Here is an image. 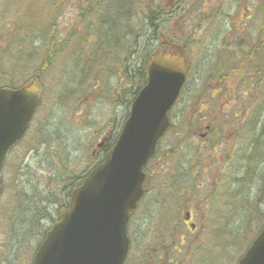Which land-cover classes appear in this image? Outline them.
Segmentation results:
<instances>
[{
	"label": "rangeland",
	"instance_id": "374dc122",
	"mask_svg": "<svg viewBox=\"0 0 264 264\" xmlns=\"http://www.w3.org/2000/svg\"><path fill=\"white\" fill-rule=\"evenodd\" d=\"M180 1L181 0H167V2L166 0H135V3H133L129 9L128 15L121 17L124 27L121 26L115 31L111 23L112 20L119 15L118 12L121 10V8L113 7L109 10V17H106L103 25H107L111 34L107 35V37L104 39L105 43L109 44L110 49H117L119 48V44H123L126 50V47H132L131 45L134 43V39L135 43L137 42L139 45L137 54L135 55L136 58L130 66H127V71H134V69H136L137 66H140L141 62L148 57L147 55L151 52L152 41L153 44L155 42V39L151 40V22L162 19L163 16H160L159 10L162 5H165V3L166 7L169 6V2L170 5L172 2H176V4L180 3L181 9L170 13L171 17H169L168 20H165L166 23L164 24V27L162 26V22L158 23L161 25V30L167 33L169 37H172V40L175 41L176 44L183 46L185 48L186 54L189 56V61L192 65L190 72V75L192 76L191 83L189 81L190 91L192 86L196 84L198 77H200V79L203 81L201 85L202 87L209 85L213 76V70L219 66V63H221L220 67L224 66L223 63H228L230 58L224 61L225 54H228L230 57H232L230 63H232L234 66H240L244 59H250L251 62H254L260 66L263 65L261 57H264V49H259V53L256 55H254L252 51L255 47H259L261 45L264 46V33H258L260 19L257 20L259 11V7H257V5L260 3V0H214L217 1L216 9L225 12V15L223 14L220 16H214L213 12H208L206 13L205 19L199 16L197 9L202 3H209L211 0H199L195 5L194 0ZM27 4L28 2H25V5ZM80 5L81 4L79 0H62V14L58 18L57 23L60 24L64 30L66 29V26H70L71 24L74 25L76 23L77 17L75 15V10L79 9ZM193 5V11L188 13V10ZM32 6L33 10L36 9V6L33 4ZM186 10L187 12H185ZM250 14L252 16L250 20L246 22V19L244 18L249 17ZM151 15L152 19L149 21ZM241 21L244 23H249L248 30L246 33L239 32L238 35H236V32L233 28V23H235V26L238 27ZM251 34H254V37L250 38L249 36H251ZM14 39L19 41L21 38L14 36ZM35 43L40 44L39 41ZM26 44L31 46L32 43L26 42ZM26 44L25 42H19L18 47H20V50H24V47L27 46ZM10 45H13V43ZM180 45H178V47ZM4 46L7 45L4 44ZM72 53L73 50H69L64 55V58L69 60ZM36 54L38 53L36 52ZM7 55L8 53L3 57H6ZM25 56L28 57V61L35 58V56H32V54ZM25 64L26 62L20 61L18 65L23 68ZM14 66L15 64L13 63H6L5 69L8 71L13 70ZM36 66L37 63H32L31 66L27 68L26 72L17 73L15 76H12L11 79L13 78L16 81V84H23L22 81L30 79L33 73L38 72ZM120 68L125 71L123 66ZM70 70L71 72L66 74L65 71L60 73L55 72L54 68H52L50 73L43 74V76L40 77V82L42 83L45 93L42 107L36 113V117L33 121V124L31 125L29 133L23 138L21 143L13 148V152L8 157V162L3 172L6 192L4 194V198L2 199V206H4V210H2L0 217V264H30L32 261V254H30L31 249L30 246H28V243H32V240H30L31 242H29L28 239L25 242L22 240L23 242L21 243L22 245L20 244L21 246L14 245L17 246L14 248V255L10 253V248L13 246H9L6 252L3 250V244L6 238V232L4 228L5 221L9 220L8 216L10 215V210L14 208V203L18 198L17 191L19 190V187L14 183V181L19 175V172L23 173L20 171V167L24 162V158L26 157V163L29 161L28 165L35 171H38L37 174L42 176V182L47 183L46 188L49 191L55 192L58 190V187L61 183V178L60 176L54 178L53 174L58 171L60 173L69 171L80 173L86 167L90 166L92 161L91 158H88V156H90V151L100 140V137L108 131V129L104 127L105 123L112 119L114 115V109L118 118H120L124 113L122 112L123 106L116 108L112 99L113 92L116 94L117 90L120 89V83L110 80L107 76L103 77L101 75H96L91 77L89 70L86 71L83 69H77L76 67H72ZM116 71H119V68H117ZM246 73L247 72L244 71V74ZM220 74L223 75L222 72H220ZM244 74H236V76H232L228 80L227 84L233 86L230 91L231 97H235L234 91L236 93L238 91V86H242V82L247 80ZM85 76H87V78L83 83L82 80ZM67 78L70 82L69 91H71L72 96L75 95V97L71 98V96L64 99L63 105H60L58 101H56L59 98H57V95L61 94L60 92L65 94ZM6 80H8L7 77L0 78V82H4ZM98 80H100V83L97 90L101 91L99 94H97L98 92L96 90L95 92L92 91L94 84ZM216 83L217 82H213V84ZM254 84L256 85L253 87L252 91L255 90L256 93L252 98V102L255 108L257 107L258 114L262 116L264 113V72L256 77ZM63 87L64 89L61 91ZM83 87L87 89V96L85 97V93H82ZM198 91H196L191 98H189L188 92L186 96L187 99L185 98L184 94L181 103L176 108L177 111L174 116L175 123L167 134L166 138L163 139L162 143L164 144V149H173L178 144L180 139H183V141H188V137L186 136L188 129L199 130L202 127V129H200L202 132L198 133L196 136L193 135V138L190 139L188 146L186 145L181 150L178 149V151H174L175 154L166 160L169 165H172L173 163L179 164L180 162L187 161L188 158L186 154H188L193 149H196L199 144L198 141L200 140V137H202L201 133L204 132L203 130L205 128V123H199L198 125L195 122L193 123V126L180 125L181 118L179 117V114L181 110H183L186 114L184 120H188L190 115L194 117L193 113L195 110L191 107H194V96L198 93ZM184 101L186 102L184 103ZM221 111L222 109L220 110L217 108L214 110V114H220ZM52 118L62 121L65 124L66 129L70 127L74 130L72 133L73 137H66L64 135L63 138V133H60L59 137L57 135L54 136L59 138L58 142L55 143L57 154L54 156V158L48 155L49 152L46 144L41 148V150H38L35 145L39 139V136L36 135L37 130L42 128L43 131H45V129L51 128L49 124H52ZM261 127L264 128V125ZM263 131V129H259L255 133L261 134ZM46 133L50 132L47 131ZM250 139L252 140L253 137L251 136ZM259 139L261 142L260 147L264 150V138L262 135L259 137ZM42 141L45 142L47 139L42 138ZM59 146L66 148V151L70 153V156L67 160L62 158ZM31 148L36 149V152H31L32 156L29 155ZM193 153L194 152H192V154ZM85 154L88 158L87 161L83 160L82 158V156ZM46 158L50 161H53V164L48 165L47 161H43ZM157 163L158 160L153 163V166L155 167ZM255 165L257 166L258 162H252L250 161V158L246 157L244 168H237L234 171V181H245L247 177L253 174V167H255ZM17 169H19V172H17ZM242 170L243 172H241ZM170 178L171 177L167 178L163 176L157 179L161 181V190L168 189L167 185ZM224 178L225 177L223 176L222 180H224ZM173 179L175 181V178ZM153 180L155 181V179ZM27 181L23 183V186H25ZM152 182L153 181L149 182V185L154 186L158 184L156 181L152 185ZM184 190L190 191V189ZM184 190H177L164 194L162 199L165 201V205L163 207H159L154 217L143 221L145 227H149V230H145V233L149 234L153 232H160L164 228L159 224L161 217L165 215L170 216L171 213H175L178 208V200L181 198L191 199V194L182 193ZM198 191L199 190H197V192ZM202 194H204L203 191L199 195ZM151 197L152 199L154 197L152 192H150L148 195L147 202L151 201ZM221 198L222 197L219 196L218 200ZM215 204H217V202ZM205 206L208 213L209 209H215V206L209 207L207 204ZM144 209V213L148 212L146 210L147 208ZM56 213V208L52 209L51 214L57 215ZM216 218L219 221L224 222L226 218V212H222L221 215L217 214ZM48 224L49 223H47V225ZM150 228L153 229L150 230ZM247 228L250 229V232H248ZM247 228L244 233H240V236L244 237V242L241 247L247 243L248 238L254 231V220L248 225ZM38 229L31 230L30 234L35 233L38 231ZM133 229H136L137 231V225L135 223L133 225ZM138 234L139 233L136 232L135 236ZM34 243L35 241L33 244ZM241 247H238V249L234 250L229 248L226 250V264L233 263V260L240 252Z\"/></svg>",
	"mask_w": 264,
	"mask_h": 264
},
{
	"label": "water",
	"instance_id": "95a60500",
	"mask_svg": "<svg viewBox=\"0 0 264 264\" xmlns=\"http://www.w3.org/2000/svg\"><path fill=\"white\" fill-rule=\"evenodd\" d=\"M149 82L132 104L121 135L107 159L73 191L70 209L50 230L33 264H122L129 209L143 193V166L170 124V109L186 79L178 55H161L149 65ZM41 99L34 82L19 91L0 89V170L8 149L24 134ZM0 184V193H1ZM241 264H264V230Z\"/></svg>",
	"mask_w": 264,
	"mask_h": 264
},
{
	"label": "flooded vegetation",
	"instance_id": "af4514ba",
	"mask_svg": "<svg viewBox=\"0 0 264 264\" xmlns=\"http://www.w3.org/2000/svg\"><path fill=\"white\" fill-rule=\"evenodd\" d=\"M56 13L57 11L54 12ZM118 59L121 60L120 55ZM232 117L238 118V123H241V112L217 115L216 118ZM201 201L199 197L181 198L177 204L179 208L171 220L175 223L168 225V216L165 215L159 222L164 228L160 232L149 234L143 233L144 230H149V227L142 226L147 218L142 217L143 211L137 210L133 221L137 225V231H140L134 236L133 245L137 259L135 256L132 258L130 256L127 264H226L225 253L217 237L218 230L216 226L213 229L210 228V222H208L210 214L203 212ZM164 205L165 201L158 200L142 203L141 207H153L155 211L148 212L157 213V209ZM133 233H136V229H133ZM210 234L212 237L208 238ZM207 238L212 241L211 245L207 243Z\"/></svg>",
	"mask_w": 264,
	"mask_h": 264
},
{
	"label": "trees",
	"instance_id": "16d2710c",
	"mask_svg": "<svg viewBox=\"0 0 264 264\" xmlns=\"http://www.w3.org/2000/svg\"><path fill=\"white\" fill-rule=\"evenodd\" d=\"M264 13V11H263ZM117 130L113 131L111 133L110 139L107 142V146L110 147V145H112V143L115 141L116 137H117ZM260 154V150H259V142L258 140L255 143V146L252 149L251 153H248L247 158H250V161H253L256 158V155ZM25 174H28L25 171ZM23 174V175H25ZM264 179V178H263ZM259 181V179H257ZM19 184H23V179H19L18 181ZM18 184V185H19ZM30 187L29 189H25L20 188V190L18 192L19 193V197L18 199H20V201H18L15 204V208H14V212L17 213V215L20 216L19 221H17L18 224H20V227H16L15 229H13L11 232H9L7 235V237L5 238V246L4 247H9V246H13L12 248L14 249L17 246L14 245H19L21 244L23 241H28L31 242L30 240H32V243H28L30 246V254H33L35 251V245L40 241L41 236H43V231L41 229L40 223L43 222L44 220H46V218H48L47 216V212L46 209L47 207L44 206L43 209V216L39 215V210L42 208V206L44 205L43 202L44 200L42 198H40V193L44 192V191H39L38 189H43L44 185L43 183L37 179L36 180V185L38 186V188L36 189H32L31 184H29ZM258 185V184H257ZM257 191L259 192V198L258 200H256V206L252 207V210H254L257 214H259L261 212L260 210V206L258 207V204L260 205L261 203L264 202V195H260L262 194V190L260 188L257 187ZM234 192V190H233ZM226 193H229V190L226 191ZM244 194L242 195L241 198H237L238 202L236 204L235 207H239V208H243L242 210L247 211L249 209V204L252 200H245L243 198ZM17 199V200H18ZM256 209V210H255ZM13 211V210H12ZM253 213L254 216H249V219H253V218H258V216L256 215V213ZM260 216L264 217V213H260ZM247 223L248 221V217H247ZM39 227V229H38ZM20 229V231H18ZM37 230L34 234H32L31 236H29L31 230ZM23 240V241H22ZM35 241V243L33 244V242ZM22 245V244H21Z\"/></svg>",
	"mask_w": 264,
	"mask_h": 264
}]
</instances>
